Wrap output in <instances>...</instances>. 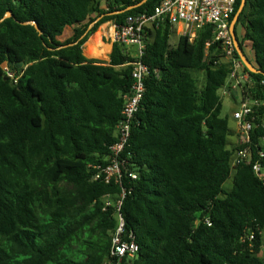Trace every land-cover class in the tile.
I'll list each match as a JSON object with an SVG mask.
<instances>
[{"label": "trees", "instance_id": "trees-1", "mask_svg": "<svg viewBox=\"0 0 264 264\" xmlns=\"http://www.w3.org/2000/svg\"><path fill=\"white\" fill-rule=\"evenodd\" d=\"M140 1L0 0V264H264V183L251 163L232 165L238 146L219 93L231 68L211 25L174 45L167 24L150 32L122 178H95L116 141L133 58L117 42L107 63L82 46L101 24L161 0L119 12ZM234 32L260 70L243 66L242 92L258 102L248 146L264 173V0L245 1ZM119 199L124 237L137 245L120 260L110 251Z\"/></svg>", "mask_w": 264, "mask_h": 264}, {"label": "built area", "instance_id": "built-area-1", "mask_svg": "<svg viewBox=\"0 0 264 264\" xmlns=\"http://www.w3.org/2000/svg\"><path fill=\"white\" fill-rule=\"evenodd\" d=\"M235 2L236 0H161L153 9L129 14L118 26L113 24V42L122 45L123 52L133 58L127 63L131 65V86L129 91L122 94L121 119L115 129L116 141L109 147V163L99 168L95 178L102 177L105 182L112 180L120 182L122 178L124 159L120 157V154L130 136L131 124L145 91L146 76L151 71L141 60L146 38L150 32L160 24H167L170 30L174 29L177 37L183 35L192 40L201 28L211 25L213 38L220 41L225 52L224 59L230 63L231 68L226 83L220 89V95H228L230 90L238 87L242 95L239 108L232 112V117L237 122V140L234 144L238 146L232 156V165L235 166L240 161L251 163L254 173L264 183L261 164L258 161L251 162V149L248 146L254 119L252 106L258 102L242 92L244 82L250 79L248 74L244 75L238 71L242 70L244 65L239 57L234 55L235 47L229 30ZM5 70H7L6 66ZM153 73L157 75L158 70L154 69ZM228 87H230L229 90ZM259 155L262 156L263 153L259 152ZM128 175L131 178L136 177L133 173ZM110 204L111 201L106 199L105 206ZM113 205L117 226L112 235L110 251L113 257L120 260L123 256H134L137 252V245L132 239V233H128L127 238L124 237L125 224L120 211L121 199Z\"/></svg>", "mask_w": 264, "mask_h": 264}, {"label": "rangeland", "instance_id": "rangeland-1", "mask_svg": "<svg viewBox=\"0 0 264 264\" xmlns=\"http://www.w3.org/2000/svg\"><path fill=\"white\" fill-rule=\"evenodd\" d=\"M110 27V28H109ZM101 29V35H100V39L102 42L104 43H110L111 44V47H110V51H111V48H112V43H113V38H112V33H113V24L112 22L110 21H107L103 24H101L96 31L100 30ZM110 29V30H109ZM95 31V32H96ZM242 29H241V26L237 25L236 27V33H237V36L238 38L241 37V34H242ZM72 32V31H71ZM70 32V33H71ZM94 32V33H95ZM92 33L88 39L94 34ZM65 34V33H64ZM62 37L64 38L65 36L62 35ZM87 39V40H88ZM87 40L84 42L83 46H82V52L83 54L85 55L84 53V50H85V43L87 42ZM176 40H177V36L174 32V29H172L170 31V34H169V44L170 45H174L176 43ZM244 45V52L246 54V56L252 60V54L250 52V49L247 45L243 44ZM110 51L107 53L106 55V58H95V57H89V56H86L88 58H95V59H98L100 61H103V62H108L109 61V53ZM241 74H244L246 75L247 73L241 69L238 70ZM194 75H198L199 76V79L202 78V74L201 73H194ZM230 89V87H228V90ZM219 93H221V91L219 90ZM241 98H242V95H241V89L238 87L234 90H230V94L228 95H222L221 94V111H220V115L221 116H227L228 118V125H229V128L231 130H234L235 131V135H232L230 134L229 135V141L232 140V139H235L234 141L236 142L237 140V132H236V127H237V122L235 121V119L232 117V112L236 109L239 108L240 106V102H241ZM234 131H231V133H234ZM233 144V143H232ZM223 187L226 189V190H229L231 187H232V173L230 175V177L225 181V183L223 184ZM261 238H262V247H261V251H260V255L263 254V251H264V228L262 229L261 231Z\"/></svg>", "mask_w": 264, "mask_h": 264}, {"label": "water", "instance_id": "water-1", "mask_svg": "<svg viewBox=\"0 0 264 264\" xmlns=\"http://www.w3.org/2000/svg\"><path fill=\"white\" fill-rule=\"evenodd\" d=\"M146 0H141L140 2L138 3H135V4H132V5H129L127 7H125L124 9L120 10L119 12H122V11H125V10H129V9H132V8H135L139 5H141L143 2H145ZM245 1L246 0H241L240 1V4H239V7L237 9V11L235 12L234 16L232 17L231 21H230V24H229V30H230V34H231V37H232V40H233V44H234V47H235V51L239 57V59L241 60L242 64L246 67V69L249 71V72H252V73H257V72H260V70H258L255 66H253V64L251 63V61L246 57V55L244 54L240 44H239V40L234 32V28H235V24H236V21L238 19V16L240 14V12L242 11L243 7H244V4H245ZM11 16V13L8 12L6 13L2 19L4 18H7V17H10ZM1 19V20H2ZM32 24L35 25V27L38 29V26L35 22H32Z\"/></svg>", "mask_w": 264, "mask_h": 264}, {"label": "bare ground", "instance_id": "bare-ground-1", "mask_svg": "<svg viewBox=\"0 0 264 264\" xmlns=\"http://www.w3.org/2000/svg\"><path fill=\"white\" fill-rule=\"evenodd\" d=\"M110 28V27H109ZM110 30V29H109ZM101 29L94 33L85 43L84 53L86 56L95 58H106L110 51L111 44L104 43L100 39Z\"/></svg>", "mask_w": 264, "mask_h": 264}, {"label": "crops", "instance_id": "crops-1", "mask_svg": "<svg viewBox=\"0 0 264 264\" xmlns=\"http://www.w3.org/2000/svg\"><path fill=\"white\" fill-rule=\"evenodd\" d=\"M70 32H71V29H70V28H66V29H65V32H64L65 34H63V35L65 36L64 38L69 37V36L71 35V33H72V32H71V33H70ZM231 131H234V130H231ZM231 134H232V135H235V131H234V133H231ZM235 139H236V138H235ZM235 139L230 140L231 143H234V142H235V141H234Z\"/></svg>", "mask_w": 264, "mask_h": 264}]
</instances>
